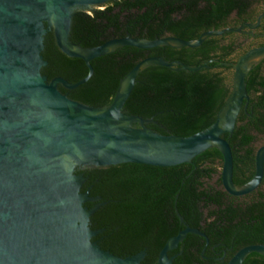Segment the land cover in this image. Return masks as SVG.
<instances>
[{
	"label": "trees",
	"instance_id": "obj_1",
	"mask_svg": "<svg viewBox=\"0 0 264 264\" xmlns=\"http://www.w3.org/2000/svg\"><path fill=\"white\" fill-rule=\"evenodd\" d=\"M259 2L116 0L91 13H76L71 41L85 49L126 37L154 41L172 36L197 41L206 32L254 24ZM240 52L236 33L208 38L196 49L125 47L91 62L94 74L85 85L60 91L83 105L104 108L113 103L121 81L145 59L158 57L190 67L210 63L209 69L197 73L150 67L140 73L124 106L128 115L154 118L155 124L148 128L158 134L187 138L215 123L231 96L234 78L233 67L220 64H236ZM43 58L48 66L42 75L49 81L61 77L76 84L88 75L82 60L68 58L58 50L52 34L45 38ZM245 82L249 102H244L234 133L222 136L232 149L233 181L239 188L255 175L254 146L264 135V60L252 68ZM222 165L221 153L210 149L178 167L126 164L88 171L83 192L91 188L90 197L106 203L92 218L95 229H104L102 236L109 237L104 249L121 258L146 251L147 259L155 260L166 243L186 227L201 231L210 244L206 248L203 238L188 235L170 254L177 255L176 264H207L204 257H222L225 251L229 261L245 247L264 245V179L253 198L232 197L223 190ZM215 246L218 248L213 251ZM244 264H264V256L251 254Z\"/></svg>",
	"mask_w": 264,
	"mask_h": 264
},
{
	"label": "water",
	"instance_id": "obj_2",
	"mask_svg": "<svg viewBox=\"0 0 264 264\" xmlns=\"http://www.w3.org/2000/svg\"><path fill=\"white\" fill-rule=\"evenodd\" d=\"M116 0H0V264H141L146 251L120 258L91 242L99 232L89 229L90 218L105 206L81 187L88 181L77 176L78 167L105 169L134 164L172 168L190 164L210 149L223 157L220 173L223 190L236 198L256 192L264 179V146L255 156V175L239 188L233 181L234 159L223 135L234 133L237 119L249 101L246 77L264 60V46L249 50L234 69L232 93L208 129L183 138L163 136L148 128L154 118L124 113L137 78L150 67L174 72L197 73L210 63L190 67L163 58L141 61L121 81L113 103L104 108L83 105L61 93L73 91L93 76L91 62L130 47L153 50L199 48L208 38H220L239 29L210 31L197 41L172 36L154 41L113 38L85 49L71 41L72 21L77 12L91 13ZM257 25H246L250 30ZM47 26V27H45ZM54 34L59 51L82 60L88 75L76 84L61 77L51 81L42 75L44 37ZM86 203H97L88 209ZM183 223V220L181 219ZM188 235L206 241L198 229L186 227L170 239L159 254V264H172L168 253L178 249ZM251 254L264 256V245L241 249L228 264H244Z\"/></svg>",
	"mask_w": 264,
	"mask_h": 264
},
{
	"label": "flooded vegetation",
	"instance_id": "obj_3",
	"mask_svg": "<svg viewBox=\"0 0 264 264\" xmlns=\"http://www.w3.org/2000/svg\"><path fill=\"white\" fill-rule=\"evenodd\" d=\"M260 2H259V5L257 6V10H256V17H255V21H254V24H244V25H241L239 28H241V27H244V29L242 30V32L241 33H236V36H237V44H239V45H241V48H242V52H240V53H242V55H244L246 52H248L249 50H251V49H253V48H257V47H263L264 46V18H262V20H261V22H260V24H259V26H258V28H256L255 30H250L249 28H247L246 27V25H257L258 24V21H259V19L263 16V14H264V0H259ZM77 13H79V12H77ZM76 14V13H75ZM74 14V15H75ZM73 22V21H72ZM45 27H47V26H45ZM238 28V29H239ZM50 34H52L53 35V38H54V34L52 33V32H48L47 33V35L44 37V46H45V38L48 36V35H50ZM72 38V37H71ZM54 42H55V38H54ZM55 45H56V42H55ZM57 47V46H56ZM59 50V49H58ZM44 51H45V48H44ZM44 51H43V53H44ZM244 52V53H243ZM43 53H42V56H43ZM241 55V56H242ZM240 56V57H241ZM239 57V58H240ZM238 58V59H239ZM44 59V58H43ZM238 61V60H237ZM46 68V67H45ZM44 69V68H43ZM42 69V70H43ZM249 102V101H248ZM264 136V135H263ZM262 135L259 137V138H261V137H263ZM257 146H258V142L255 144V149H256V152L258 151V149L259 148H261V147H263V146H261V147H259V148H257ZM92 169H94V168H91V169H88V168H84V167H78V168H76V170H75V174L77 175V176H83L84 178H87L85 175H86V173L88 172V171H91ZM88 179V178H87ZM219 179V176H217L213 181H212V185L213 184H215L216 182H217V180ZM88 182V181H87ZM87 182L81 187V190H80V192H81V194H86L88 191H90L91 190V188H89L88 190H86V191H84L83 192V190H84V188L86 187V184H87ZM259 191H260V188L256 191V192H254V193H252V194H250V195H248V196H246V197H242L241 199H251V198H253L256 194L258 195V193H259ZM89 204H91V203H86V204H84V207L85 208H88V205ZM97 205V204H96ZM96 205H94V207L96 206ZM93 207V208H94ZM102 208V207H101ZM89 209V208H88ZM92 209V208H91ZM90 210V209H89ZM95 215V214H94ZM94 215L90 218V222H89V229L92 231V232H101V233H99L98 235H96V236H94L92 239H91V242L93 243V244H95L97 247H99L101 250H103V251H105V252H109V253H111L110 251H107V250H105L104 249V247L108 244V241H109V237H107V236H102L103 234H104V232H105V230L104 229H101V230H96L95 228H96V224H94L93 222H92V218L94 217ZM209 244H210V242H209ZM209 246V245H208ZM208 246H206V248L208 247ZM206 248L204 249V251H203V253H202V255H204L205 254V252H206ZM218 248V246H215V247H213V251L215 250V249H217ZM176 251V250H175ZM231 250H229V252H230ZM172 252H174V251H172ZM172 252H170V253H168V257H169V259L170 260H172V264H176V261H177V255H173V256H170V254L172 253ZM227 251H225L224 253H223V256L222 257H219V254H217V257L216 258H214V259H210V258H205L204 257V261H206L207 262V264H228L229 263V261L232 259H230L229 261H227ZM112 254V253H111ZM112 255H114V256H117V257H119L118 255H115V254H112ZM121 258V257H120ZM123 258H125V257H123ZM141 264H159V257L157 258V259H155V260H148L147 259V256H146V258L144 259V261L141 263ZM197 264H199V263H197Z\"/></svg>",
	"mask_w": 264,
	"mask_h": 264
},
{
	"label": "rangeland",
	"instance_id": "obj_4",
	"mask_svg": "<svg viewBox=\"0 0 264 264\" xmlns=\"http://www.w3.org/2000/svg\"><path fill=\"white\" fill-rule=\"evenodd\" d=\"M264 145V136L263 137H261V138H259V141H258V146H257V148H259V147H261V146H263Z\"/></svg>",
	"mask_w": 264,
	"mask_h": 264
}]
</instances>
